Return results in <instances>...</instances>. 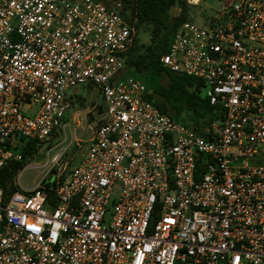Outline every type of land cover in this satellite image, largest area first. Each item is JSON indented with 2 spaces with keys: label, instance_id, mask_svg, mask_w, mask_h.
I'll return each mask as SVG.
<instances>
[{
  "label": "built area",
  "instance_id": "2783aa9c",
  "mask_svg": "<svg viewBox=\"0 0 264 264\" xmlns=\"http://www.w3.org/2000/svg\"><path fill=\"white\" fill-rule=\"evenodd\" d=\"M122 12L0 0V169L24 160L19 139L43 146L69 127L75 88L105 105L66 179L50 149L33 188L17 176L7 200L0 189V264H264V0H230L207 27L185 20L160 58L218 107L210 139L124 77L136 29Z\"/></svg>",
  "mask_w": 264,
  "mask_h": 264
},
{
  "label": "trees",
  "instance_id": "16d2710c",
  "mask_svg": "<svg viewBox=\"0 0 264 264\" xmlns=\"http://www.w3.org/2000/svg\"><path fill=\"white\" fill-rule=\"evenodd\" d=\"M106 6L113 1L123 5L122 14L134 22L135 29L144 26L150 32L151 44L142 51L135 36L132 48L124 55L126 71L138 76L145 86L144 98L160 113L169 115L173 120L190 127L197 135L210 139L204 131L213 122L218 121L219 109L210 104L201 94L203 84L189 76L173 73L162 66L161 56L170 47L173 33L186 20L188 4L185 0H97ZM178 7L179 13L171 18L169 11ZM129 12V16L126 14ZM87 88H93L87 86ZM75 97V96H74ZM72 95L69 99H73ZM80 99V97H78ZM73 103L75 101L73 100ZM92 119V116H90ZM102 122H98L96 130ZM18 151L24 156L20 163L0 169V189L7 200L16 189L19 172L40 151L42 145L26 139H19ZM61 177L59 180H63ZM55 186V182L48 186ZM52 202L54 196L49 194Z\"/></svg>",
  "mask_w": 264,
  "mask_h": 264
},
{
  "label": "rangeland",
  "instance_id": "374dc122",
  "mask_svg": "<svg viewBox=\"0 0 264 264\" xmlns=\"http://www.w3.org/2000/svg\"><path fill=\"white\" fill-rule=\"evenodd\" d=\"M229 1L199 0L197 4L186 2L188 4L186 20L201 27L209 26L212 21L224 22V18L220 19V16ZM178 13V7H172L169 11L171 18L177 16ZM126 14L129 16V12ZM136 38L137 45L142 51L144 47L151 44L150 32L144 26L136 28ZM124 77L138 78L126 69L124 70ZM204 93L203 89L201 94L204 95ZM71 95L75 97L70 99L72 106L65 114V121H68L69 127L65 128L64 132L59 130L55 139L43 145L39 153L19 172L18 182L20 186L31 189L42 180L49 167L45 166L46 151L52 149L49 158L60 155L59 166H55L53 171L56 173L59 167L62 172L60 178L63 177L64 179L69 176L86 153L97 123L103 122L105 105L100 94L93 88L77 87L72 90ZM50 180L53 179L50 178Z\"/></svg>",
  "mask_w": 264,
  "mask_h": 264
}]
</instances>
